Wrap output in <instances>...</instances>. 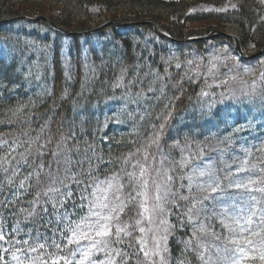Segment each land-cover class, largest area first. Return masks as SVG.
Segmentation results:
<instances>
[{
    "label": "trees",
    "instance_id": "16d2710c",
    "mask_svg": "<svg viewBox=\"0 0 264 264\" xmlns=\"http://www.w3.org/2000/svg\"><path fill=\"white\" fill-rule=\"evenodd\" d=\"M38 15L74 33L91 29L89 23L103 15L109 22H154L175 40L211 32L188 26L214 19L238 25L243 50L255 53L264 49V0H0V202L8 200L0 203V225L7 235L22 238L30 259L38 253L24 241L33 244L38 231L41 243L45 238L49 246L54 239L66 243L53 232L60 226L49 200L62 197L45 195L53 180L62 192L73 193L63 207L57 205L59 213L80 217L88 210L80 208L86 204L80 193L95 180L118 175L125 195H135L126 173L139 162L157 182L171 177L178 193L155 217L172 226L163 254L167 264H202L206 234L219 237L212 212L218 204L203 200L194 180L189 191L188 177L212 160L214 179L227 186L240 176L242 157L264 164V52L241 60L230 40L176 43L146 24L65 35L44 21H5ZM121 76L122 86L114 87ZM12 188L16 195L8 194ZM38 193L40 203L33 204ZM197 199L201 203L189 222L184 213ZM33 207L39 215L29 217L26 210ZM138 211L130 204L121 221L134 225ZM200 225L206 232L197 231ZM140 235L133 231V237ZM148 238L151 246L149 233ZM112 247L133 252L127 239ZM39 253L47 261L56 254L66 257L68 250L49 247ZM139 258L144 260L143 253ZM128 264H137L136 257Z\"/></svg>",
    "mask_w": 264,
    "mask_h": 264
},
{
    "label": "snow or ice",
    "instance_id": "6c2138e0",
    "mask_svg": "<svg viewBox=\"0 0 264 264\" xmlns=\"http://www.w3.org/2000/svg\"><path fill=\"white\" fill-rule=\"evenodd\" d=\"M189 63L191 64L192 62L189 61ZM176 67H181L180 63H177ZM209 71L211 72L212 70L210 69ZM261 75L264 78V73ZM122 79V76L118 78V82L114 87H121ZM151 90L149 89V91ZM202 94L207 95V93ZM145 160H147V155H145ZM247 164L246 160L243 161L237 172L248 170ZM132 167L134 171L128 172L126 175L132 182L135 195L131 193L125 195V185L120 181L118 175H113L106 180H95L94 183L86 186L80 193V199L87 202L86 205L81 204V207L86 206L87 212L80 216L78 220L73 221H68L67 215L61 216L57 208V205L63 207L65 202L72 198L73 193L71 190L62 192L59 187L55 186L56 180L54 179L45 195L47 196L48 193H59L60 197H62V199H57L55 196H51L49 200L53 203L56 224L59 225L67 221L63 228H53V232L59 231L61 241H66V243H60L54 239L52 245L49 246L47 238L41 243L38 239L40 236L38 231L37 240L33 244L29 245L28 241H24L31 252L38 253L37 256L31 258L29 264H34L35 261H40L41 264H44L39 250L43 249L47 252L49 247H55L60 251L67 249L70 252V257H58V259L64 260V264H128L132 256L136 257L137 264H167V259L163 253L168 251L167 239L168 235L171 234L170 229L172 226L168 225L167 219L161 218L159 224L167 225V227L163 228V234H152L153 243L149 246L146 237L148 233L152 232V229L144 226V220L147 219L148 223L152 224L155 217L158 215L162 216L165 213V204L169 201V198H173V202H175L174 198L178 193L172 191L171 177H168L166 182H157L155 178L150 176V169L146 165L137 162ZM137 168L139 172L135 171ZM205 175L209 176V180L197 183L196 187L199 192L205 193L202 197L203 200L218 201L224 205L217 215L220 218V223L228 233L224 237L226 246L223 252L226 257L228 253H232L231 264H243L246 258H256L249 255L250 252H254L259 254L261 261H264V235H261L264 233V208H258L264 197L249 195L246 201L243 197H238L236 193L230 194L228 192V189H236L247 193L255 191L264 194V186H256L257 181L251 177L247 178V180L240 177L229 179L228 185L224 186L219 180L212 177L210 171H199V176L203 177ZM25 179L28 178L26 177ZM188 179L189 191H191L193 179L191 176ZM73 180L77 184L80 183L74 178ZM9 183L11 184L12 181L9 180ZM24 184L25 181L21 180V189L24 188ZM59 184L67 187L64 180H60ZM88 188H91V192L88 191ZM179 198L181 200L189 199L188 196L183 195H180ZM227 201H231V203H227ZM0 203H7V201ZM39 203L38 193L37 199L33 201V204ZM133 203L139 208L137 212L138 218L135 219L134 225L122 222L120 219L121 213ZM200 203L201 200H195L188 212L184 213V215L188 216L189 222L193 219V210ZM26 211L29 217L39 215L35 207ZM44 211L47 212L48 210L45 208ZM52 223L51 220L47 221V224ZM134 230H138L141 235L133 237ZM197 231L203 233L206 232V228L204 225H200ZM157 232H159V229H157ZM2 239L4 237L0 235V240ZM126 239L133 252L129 253L120 248L112 247L113 243L123 244ZM132 239L135 240V244L132 243ZM188 243L191 242L189 241ZM73 245L75 247H70ZM136 245H139L138 249ZM201 247L203 246L201 245ZM93 250L104 251L106 259L104 261L91 259L94 254ZM220 251L221 249L217 248V252ZM140 253H143V261L139 258ZM77 254H79V259H73ZM156 257H159V261L155 259ZM200 258L204 260L203 253L200 254ZM208 259H211V257ZM52 264H57V259H54ZM204 264H208V261L204 260Z\"/></svg>",
    "mask_w": 264,
    "mask_h": 264
},
{
    "label": "rangeland",
    "instance_id": "374dc122",
    "mask_svg": "<svg viewBox=\"0 0 264 264\" xmlns=\"http://www.w3.org/2000/svg\"><path fill=\"white\" fill-rule=\"evenodd\" d=\"M45 11H46V9H44V11H42V12H45ZM41 16H43V15H41ZM109 20H110L109 15H103V16L97 17L96 19L91 21L89 23V26L90 25H91V27L94 26L95 27L94 29H97L99 27L104 28V27L108 26ZM231 26H234L237 31L232 32L231 30H229V27H231ZM188 27L192 28L193 30H196V31H201V30H205V29L206 30L211 29L212 32L213 31H222L223 33H225L229 36L237 37L239 39H240V36L242 37V33H241L242 30L235 23H218L217 24L216 20H214V19L204 21V22H200V23H190ZM234 34H236V35H234ZM248 53H251V52H248ZM125 110L126 109L123 107L119 110V112L121 114H124V113H126ZM219 160L224 161L223 158L219 159ZM243 161H245L244 157H242L239 160L240 167H241V164ZM218 165H219V161H218ZM247 169L248 170H246L244 172H238V173H240L239 177L243 178L244 180H247V178L251 177L252 179L257 181L256 186H264V164H262V165L256 164L255 165L253 163H251V164L248 163ZM196 170H195L196 171L195 174L193 175L194 182L203 183V182L209 180V176L205 175V176L201 177V176H199V171L200 170L210 171L211 175L213 177V170H216V165L214 164V161H212V160H205V162L203 163V168L199 169V170L196 169ZM249 171H250V173L247 175V172H249ZM234 175H236V171L234 172ZM231 179H234V178H231ZM228 192L230 194L236 193V189H233V190L228 189ZM11 193L16 195V188H12L8 194L11 195ZM243 193L244 192L237 193L238 197H242ZM249 195H254L257 197H264V194H261L259 192H255V191H253L251 193L246 192V196L248 197ZM0 198H1V194H0ZM6 201H8V200H6ZM209 204L213 205V201L209 200ZM79 205L81 208V204H79ZM1 206H4V204H1ZM220 206H221V208L217 209L218 212L212 211L213 217L216 214L215 220L218 223L219 229L217 230V232H218V236L220 239L214 238V237L208 238L207 234H206V238H205L206 243L203 245L202 253L204 255V260H207L208 264H231V257L233 255L232 253H228L227 257H226L225 253L223 252V249L226 246V242L224 240V237L227 236L228 233H227V230L220 223V218L217 215V213H219L223 207L221 204H220ZM258 208H264V199H262V202L260 205H258ZM68 212L69 211L63 212L61 214V216L67 215L68 221H73L72 219H75V220L79 219V217H76L75 215L72 216V213L70 214ZM160 218H162V217H160ZM159 220L160 219L154 218V222L152 224H149L148 220H147L146 228L150 227L152 229V232L149 233L151 236L153 233H157V234L163 233L164 225L159 224ZM65 223H67V221L60 223L59 224L60 228H63ZM157 229H159V232H157ZM0 235H3V237H4V239L0 240V254L2 255L1 257H2L3 261L5 262V264H29L31 259L28 257V255L24 254L26 251L22 249V247H23L22 238H17V237L16 238H10L7 235L6 228L3 227V225H0ZM261 235H264V233H262ZM256 239H259V238H256ZM148 240H149V238H148ZM151 241H152V239H151ZM148 244L150 245L149 241H148ZM73 247H75V246L73 245ZM229 247H230V245H229ZM217 248L221 249V251L217 252ZM93 253L94 254L91 257V259H93V260L104 261L106 259L104 251L93 250ZM249 255L255 256L256 257L255 259H258V257H259V254L254 253V252H250ZM67 257H70V254ZM209 257H211V259H208ZM156 258H158V261H159V257H156ZM54 259H57V264H64L63 259H58V257L54 258ZM54 259H52L51 261H49L47 259L48 263L44 262V264H52V261ZM73 259H79V254H77V256ZM255 259H253L251 262H248L246 259V260H244L243 264H258L257 263L258 260H255ZM204 260L202 261L203 262L202 264H204ZM262 262L264 263V261H262ZM34 264H41V262L35 261Z\"/></svg>",
    "mask_w": 264,
    "mask_h": 264
},
{
    "label": "water",
    "instance_id": "95a60500",
    "mask_svg": "<svg viewBox=\"0 0 264 264\" xmlns=\"http://www.w3.org/2000/svg\"><path fill=\"white\" fill-rule=\"evenodd\" d=\"M12 20H24V21H28V22H36V21H44L46 22L52 29L66 34V35H80L81 33H74V32H70L67 30H64L62 28H59L57 26H55L49 19H47L44 16H35V17H28V16H19V17H15L12 19H7L5 21H12ZM141 24H146L152 27L153 31L160 37L168 39L170 41H174L177 43H186V42H197V41H202V40H208V39H214V38H226V39H230L233 43H234V47L235 50L237 52V54L239 55L240 58L242 59H254V58H258L260 57V55L263 54L264 49H261L260 51H258L257 53L254 54H246L243 52L242 50V46H241V42L240 39L237 37H233V36H229L225 33H223L222 31H213L209 34L203 35V36H194V37H187L185 39L182 40H175L173 38H171L165 31H163L158 24L154 23V22H144V23H118V22H110L108 25H114V26H118V27H125V26H138ZM99 29H101V27L91 30L90 32H96Z\"/></svg>",
    "mask_w": 264,
    "mask_h": 264
},
{
    "label": "bare ground",
    "instance_id": "6f19581e",
    "mask_svg": "<svg viewBox=\"0 0 264 264\" xmlns=\"http://www.w3.org/2000/svg\"><path fill=\"white\" fill-rule=\"evenodd\" d=\"M229 30H231L232 32H236L237 31L234 26L229 27ZM234 35H236V34H234Z\"/></svg>",
    "mask_w": 264,
    "mask_h": 264
}]
</instances>
